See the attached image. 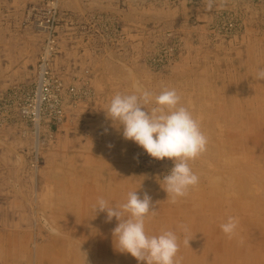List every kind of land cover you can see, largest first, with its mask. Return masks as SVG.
<instances>
[{
	"label": "rangeland",
	"instance_id": "rangeland-1",
	"mask_svg": "<svg viewBox=\"0 0 264 264\" xmlns=\"http://www.w3.org/2000/svg\"><path fill=\"white\" fill-rule=\"evenodd\" d=\"M50 41L64 119L34 125L22 109ZM261 70L264 0H0V264H137L113 246L115 217L96 214L135 190L151 197L146 233L176 234L175 264H264ZM137 87L174 89L207 139L175 201L162 189L173 162L104 112Z\"/></svg>",
	"mask_w": 264,
	"mask_h": 264
},
{
	"label": "clouds",
	"instance_id": "clouds-1",
	"mask_svg": "<svg viewBox=\"0 0 264 264\" xmlns=\"http://www.w3.org/2000/svg\"><path fill=\"white\" fill-rule=\"evenodd\" d=\"M259 77L264 78V70ZM179 101L174 89H165L153 97L137 87L131 94H114L104 110L113 126L121 130L123 139L134 142L151 158L173 162L162 177V189L173 201L198 183L189 162L205 150L207 143L198 122ZM149 103L154 104L150 110L146 108ZM153 211L151 197L147 193L140 196L137 190L129 192L126 202L119 207H109L102 198L96 202V214L105 212L108 221L113 217L117 220L112 230L116 251L131 255L137 264H175L176 234L170 230L157 235L146 233L145 220ZM236 227V219L229 217L221 230L231 238Z\"/></svg>",
	"mask_w": 264,
	"mask_h": 264
},
{
	"label": "built area",
	"instance_id": "built-area-1",
	"mask_svg": "<svg viewBox=\"0 0 264 264\" xmlns=\"http://www.w3.org/2000/svg\"><path fill=\"white\" fill-rule=\"evenodd\" d=\"M50 49H52V41L47 44L45 56L41 61L34 100L28 107L22 109L23 118L34 125L41 120L55 125L64 119V109L59 97L62 92L61 84L50 74L45 64Z\"/></svg>",
	"mask_w": 264,
	"mask_h": 264
},
{
	"label": "bare ground",
	"instance_id": "bare-ground-1",
	"mask_svg": "<svg viewBox=\"0 0 264 264\" xmlns=\"http://www.w3.org/2000/svg\"><path fill=\"white\" fill-rule=\"evenodd\" d=\"M36 131H37V127H36ZM35 139H36V138H35ZM35 142H36V141H35ZM35 142H34V143H35ZM36 144H37V143H36ZM36 149H37V148H36ZM93 248H94V247H93ZM93 251H94V250H93Z\"/></svg>",
	"mask_w": 264,
	"mask_h": 264
}]
</instances>
